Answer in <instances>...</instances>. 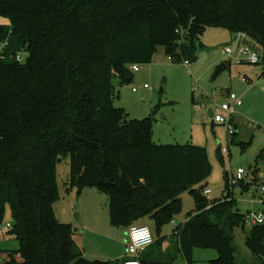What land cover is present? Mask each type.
<instances>
[{
    "label": "trees",
    "instance_id": "trees-1",
    "mask_svg": "<svg viewBox=\"0 0 264 264\" xmlns=\"http://www.w3.org/2000/svg\"><path fill=\"white\" fill-rule=\"evenodd\" d=\"M211 27L247 33L264 63V0H0V221L9 208L8 232L19 242L0 264H111L87 259L56 216V168L67 157V190L107 194L115 227L149 217L159 232L182 211V191L194 194L197 209L172 230L174 243L155 240L144 264H175L179 255L193 264L196 248L217 251L210 264H264V224L246 229L229 175L224 198L205 196L207 149L157 144L151 117L115 106L117 80H134L131 65L172 46L177 60H196ZM20 52L24 62L8 57ZM239 228L248 253L239 251Z\"/></svg>",
    "mask_w": 264,
    "mask_h": 264
},
{
    "label": "rangeland",
    "instance_id": "rangeland-1",
    "mask_svg": "<svg viewBox=\"0 0 264 264\" xmlns=\"http://www.w3.org/2000/svg\"><path fill=\"white\" fill-rule=\"evenodd\" d=\"M232 38L224 28H208L197 46V59L189 64L166 55V49L160 47L149 64H140V69L133 72L131 83L117 80L120 98L115 101V106L133 119L151 117L153 140L157 144L205 147L213 170L202 185L203 190H211L205 195L210 200L225 197L227 173V192L237 199V207L243 213L261 212L264 210V162L258 161V155L264 148V77H258L264 70V63H237L227 58L224 48ZM226 60L230 61V66L214 79L217 65ZM134 87L138 88L137 92L133 91ZM229 92L236 93L243 101L232 116L234 127L238 129L234 141H231L228 125L216 123L209 115L212 109L215 115L230 116L220 107ZM238 168L246 170L244 185L231 181ZM257 168L260 171L253 178L251 173ZM70 169L69 157L57 163L59 198L54 210L58 220L72 227L75 242L87 259L122 264L129 228L112 225L109 196L96 187L67 190ZM181 200L182 211L159 232L149 217L135 224L148 225L155 240L162 239L163 247L169 248L174 243L172 230L183 226L188 215L197 209L194 194L189 189L182 191ZM8 224H12L9 208L0 221V263L6 260L7 251L19 248L18 240L8 232ZM249 227L246 225V229ZM236 242L242 254L248 253L240 228ZM217 256L216 250L196 248L193 264H210ZM175 264H185L182 255Z\"/></svg>",
    "mask_w": 264,
    "mask_h": 264
},
{
    "label": "built area",
    "instance_id": "built-area-1",
    "mask_svg": "<svg viewBox=\"0 0 264 264\" xmlns=\"http://www.w3.org/2000/svg\"><path fill=\"white\" fill-rule=\"evenodd\" d=\"M230 44L226 45L224 52L227 58L235 60L237 63H263L262 51L254 45L250 37L245 32L234 33ZM7 45L4 42L0 45V57L3 56V51ZM10 58H14L17 61L24 62L26 59V53L20 52L16 55H8ZM189 64V61H186ZM132 71H138L140 69L138 64L131 65ZM246 80V79H245ZM144 87H148L145 85ZM138 88L134 87L133 91L137 92ZM243 104L242 98L236 93H227L226 100L220 105V107L229 113V117H223L221 115H213L212 119L216 123L227 124L231 137L236 132L235 123L232 116L237 112V109ZM225 151V149H223ZM246 170L238 168L236 172L231 176L232 183L236 184L244 180ZM264 191V185L262 186ZM204 193L209 195L210 189H205ZM245 223L250 227L264 224V213L261 212H248L245 213ZM12 224H8L7 228L10 229ZM155 238L151 228L148 225L133 224L129 227V235L127 238V250L126 257L122 264H144L142 261V255L144 251L154 243Z\"/></svg>",
    "mask_w": 264,
    "mask_h": 264
},
{
    "label": "water",
    "instance_id": "water-1",
    "mask_svg": "<svg viewBox=\"0 0 264 264\" xmlns=\"http://www.w3.org/2000/svg\"><path fill=\"white\" fill-rule=\"evenodd\" d=\"M175 52H176V47H175V46L168 47V48H166V50H165V53H166V55H168V56H172ZM226 68H228L227 63H226L225 61L220 62V63L217 65L216 69H215V72H214L213 78H214V79L217 78V77L220 75V73H222ZM209 115H210V117H213L214 112L212 111V109L209 110ZM259 171H260V168L255 169V170L251 173V176H252L253 178L256 177V175L258 174ZM238 210H240V209L238 208ZM262 212L264 213V210H263Z\"/></svg>",
    "mask_w": 264,
    "mask_h": 264
},
{
    "label": "crops",
    "instance_id": "crops-1",
    "mask_svg": "<svg viewBox=\"0 0 264 264\" xmlns=\"http://www.w3.org/2000/svg\"><path fill=\"white\" fill-rule=\"evenodd\" d=\"M233 35V34H232ZM260 75V74H259ZM259 78V77H258ZM238 130V129H237ZM168 247V246H167ZM166 248V247H165ZM144 254V253H143ZM125 257H126V253L124 254V256H123V260L125 259ZM122 263H123V261H122Z\"/></svg>",
    "mask_w": 264,
    "mask_h": 264
}]
</instances>
